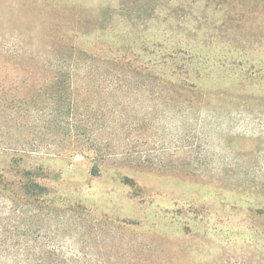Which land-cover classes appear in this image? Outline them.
I'll return each instance as SVG.
<instances>
[{
  "label": "rangeland",
  "instance_id": "374dc122",
  "mask_svg": "<svg viewBox=\"0 0 264 264\" xmlns=\"http://www.w3.org/2000/svg\"><path fill=\"white\" fill-rule=\"evenodd\" d=\"M237 2L0 0V264H264V0Z\"/></svg>",
  "mask_w": 264,
  "mask_h": 264
},
{
  "label": "trees",
  "instance_id": "16d2710c",
  "mask_svg": "<svg viewBox=\"0 0 264 264\" xmlns=\"http://www.w3.org/2000/svg\"><path fill=\"white\" fill-rule=\"evenodd\" d=\"M231 1V0H229ZM250 2V0H240V2L238 4H248ZM32 175H30L28 172L22 174V179L18 182L17 185V192L19 193V198L18 199H22V201L25 203H31L35 200L36 196L41 194L42 191H44V187L42 185H40L33 177H31ZM12 190L7 189L6 187H2L0 188V192H4L6 194H8L9 196V192H11ZM15 193V192H14ZM10 200H13L10 198Z\"/></svg>",
  "mask_w": 264,
  "mask_h": 264
}]
</instances>
